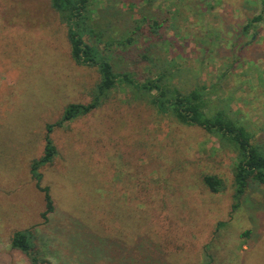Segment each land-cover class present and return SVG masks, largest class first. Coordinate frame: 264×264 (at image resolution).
<instances>
[{
  "label": "rangeland",
  "instance_id": "obj_1",
  "mask_svg": "<svg viewBox=\"0 0 264 264\" xmlns=\"http://www.w3.org/2000/svg\"><path fill=\"white\" fill-rule=\"evenodd\" d=\"M93 4L114 36L135 39L107 48L116 72H164L182 93L205 85L209 113L224 110L264 143V0ZM143 16L163 23L160 38L134 30ZM98 80L71 58L49 0H0V264H30L10 245L25 228L42 264H264V185L249 181L232 211L234 145L159 113L125 83L51 132L57 154L39 171L53 210L41 218L30 163L45 125L88 103ZM205 174L225 188L211 192Z\"/></svg>",
  "mask_w": 264,
  "mask_h": 264
},
{
  "label": "trees",
  "instance_id": "obj_2",
  "mask_svg": "<svg viewBox=\"0 0 264 264\" xmlns=\"http://www.w3.org/2000/svg\"><path fill=\"white\" fill-rule=\"evenodd\" d=\"M49 1L66 26L71 58L76 64L95 67L99 80L88 103L67 104L59 119L45 125L43 153L40 157L32 159L30 163V174L35 187L43 193L44 209L40 214L41 218L45 220L53 210L49 188L41 185L42 174L39 171L41 166L50 163L57 154L50 136L51 132L55 127H62L66 122L98 108L110 90L121 83L146 94L149 102L159 113L170 114L182 124L202 127L208 133L218 134L221 139L234 145L237 160L233 167L232 211L239 206L249 181L264 185V143L253 141L251 133L224 110L219 109L209 113L205 85H196L189 92L182 93L164 72L159 71L144 81L136 80L129 72H116L114 61L107 48L131 46L135 41L132 33L126 36H114L111 27L100 24L94 17L97 12L93 7L94 0ZM261 18L262 15L259 14L249 23L260 21ZM136 22L134 30H141L152 37L156 36V40L160 38L161 34L158 30L162 27V22L157 19H147L145 16ZM249 23L244 26L245 30L249 27ZM203 182L213 193L221 192L225 188L222 179L216 175L205 174ZM33 238L34 233L31 229L16 230L11 235L10 245L22 252L30 264H42L43 261L35 252ZM206 264L212 262L209 260Z\"/></svg>",
  "mask_w": 264,
  "mask_h": 264
},
{
  "label": "crops",
  "instance_id": "obj_3",
  "mask_svg": "<svg viewBox=\"0 0 264 264\" xmlns=\"http://www.w3.org/2000/svg\"><path fill=\"white\" fill-rule=\"evenodd\" d=\"M115 243H117V245H121V246L124 245V241H122V240L120 242H115Z\"/></svg>",
  "mask_w": 264,
  "mask_h": 264
}]
</instances>
